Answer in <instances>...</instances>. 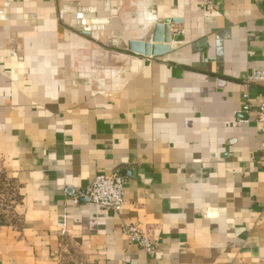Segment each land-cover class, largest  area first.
<instances>
[{
    "label": "crops",
    "instance_id": "crops-1",
    "mask_svg": "<svg viewBox=\"0 0 264 264\" xmlns=\"http://www.w3.org/2000/svg\"><path fill=\"white\" fill-rule=\"evenodd\" d=\"M262 107L264 0H0V264H264Z\"/></svg>",
    "mask_w": 264,
    "mask_h": 264
},
{
    "label": "built area",
    "instance_id": "built-area-1",
    "mask_svg": "<svg viewBox=\"0 0 264 264\" xmlns=\"http://www.w3.org/2000/svg\"><path fill=\"white\" fill-rule=\"evenodd\" d=\"M195 1L199 2L205 8L211 9V0ZM261 79V74H257L251 78V80L255 81ZM243 109L247 111L248 107H243ZM263 110L264 107L261 108V111ZM259 125L261 133L263 134L260 151L264 159V115L259 118ZM77 199H85L95 205L99 210L119 214L124 202V180L117 172L109 175H97L88 189L75 198V200ZM123 232L133 244L137 245L144 252L149 255L154 254L155 246L147 233H144L135 225L126 226Z\"/></svg>",
    "mask_w": 264,
    "mask_h": 264
},
{
    "label": "water",
    "instance_id": "water-1",
    "mask_svg": "<svg viewBox=\"0 0 264 264\" xmlns=\"http://www.w3.org/2000/svg\"><path fill=\"white\" fill-rule=\"evenodd\" d=\"M98 23V22H96ZM170 41V33L167 27V22L158 24L154 27L152 32V42H164L165 46H155L147 44L145 46V56H161L168 52L166 44Z\"/></svg>",
    "mask_w": 264,
    "mask_h": 264
},
{
    "label": "rangeland",
    "instance_id": "rangeland-1",
    "mask_svg": "<svg viewBox=\"0 0 264 264\" xmlns=\"http://www.w3.org/2000/svg\"><path fill=\"white\" fill-rule=\"evenodd\" d=\"M14 191L11 185L0 180V215L5 217L12 210V202H15ZM6 220L8 218H5Z\"/></svg>",
    "mask_w": 264,
    "mask_h": 264
},
{
    "label": "trees",
    "instance_id": "trees-1",
    "mask_svg": "<svg viewBox=\"0 0 264 264\" xmlns=\"http://www.w3.org/2000/svg\"><path fill=\"white\" fill-rule=\"evenodd\" d=\"M5 222V216L4 215H0V224Z\"/></svg>",
    "mask_w": 264,
    "mask_h": 264
}]
</instances>
